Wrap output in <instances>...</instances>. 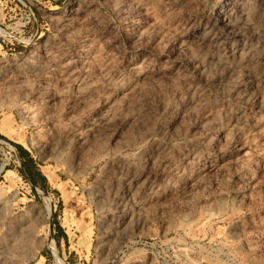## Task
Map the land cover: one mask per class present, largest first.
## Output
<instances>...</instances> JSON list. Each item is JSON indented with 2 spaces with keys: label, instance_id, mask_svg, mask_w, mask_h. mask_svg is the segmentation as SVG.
Returning a JSON list of instances; mask_svg holds the SVG:
<instances>
[{
  "label": "rangeland",
  "instance_id": "374dc122",
  "mask_svg": "<svg viewBox=\"0 0 264 264\" xmlns=\"http://www.w3.org/2000/svg\"><path fill=\"white\" fill-rule=\"evenodd\" d=\"M0 135V264H264V0H0Z\"/></svg>",
  "mask_w": 264,
  "mask_h": 264
},
{
  "label": "built area",
  "instance_id": "2783aa9c",
  "mask_svg": "<svg viewBox=\"0 0 264 264\" xmlns=\"http://www.w3.org/2000/svg\"><path fill=\"white\" fill-rule=\"evenodd\" d=\"M13 163H15L16 166H20L16 151L14 152L12 146L9 143L0 140V172H2L5 168L11 166ZM33 188L37 191L35 187Z\"/></svg>",
  "mask_w": 264,
  "mask_h": 264
},
{
  "label": "trees",
  "instance_id": "16d2710c",
  "mask_svg": "<svg viewBox=\"0 0 264 264\" xmlns=\"http://www.w3.org/2000/svg\"><path fill=\"white\" fill-rule=\"evenodd\" d=\"M0 139H2L1 135H0ZM13 146H14V148L16 149L17 156H18V158L20 159L21 166L23 167L24 172H25L27 178L29 179L30 183H31L33 186H36V185H35L36 183L34 182L32 176L30 175V173H29L28 170L26 169L25 164L22 163V161H21V158H23V157H28V153H27V152H26V151H25L20 145H16V146L13 145ZM41 180L44 181L43 178H41ZM62 238H64V235H62ZM56 243H58V241H56Z\"/></svg>",
  "mask_w": 264,
  "mask_h": 264
},
{
  "label": "crops",
  "instance_id": "0c3cea01",
  "mask_svg": "<svg viewBox=\"0 0 264 264\" xmlns=\"http://www.w3.org/2000/svg\"><path fill=\"white\" fill-rule=\"evenodd\" d=\"M36 186H38L37 184H35Z\"/></svg>",
  "mask_w": 264,
  "mask_h": 264
}]
</instances>
